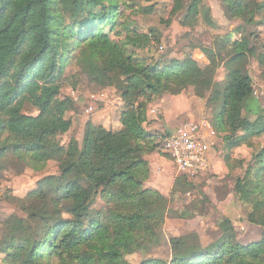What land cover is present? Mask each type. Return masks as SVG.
<instances>
[{
    "label": "trees",
    "instance_id": "1",
    "mask_svg": "<svg viewBox=\"0 0 264 264\" xmlns=\"http://www.w3.org/2000/svg\"><path fill=\"white\" fill-rule=\"evenodd\" d=\"M119 1L0 0V158L9 149H20L34 161H55L59 171L43 177L25 196L31 203L26 219L5 221L10 256L23 264H39L44 252L55 248L72 254L79 264H128L126 255L149 254L158 246L168 199L145 185L151 171L145 155L161 151L157 135L145 129L148 105L157 98L189 86L199 97L209 94L216 106L212 126L222 136L220 157L226 167L234 149L264 135V108L253 95L246 70L249 56L264 67V53H256L242 25L234 29L239 37H219L212 48H203L204 67L188 57L169 66L149 65L108 34L116 25ZM222 2L228 17L248 24L264 10V0ZM181 4L174 0L173 9ZM200 11L203 21L213 25L209 7H202L200 0H191L182 24ZM104 25L110 26L108 32ZM132 36L128 42L134 46L149 41L147 35ZM70 59L94 83L121 91L124 103L119 129L89 120L81 147L74 138L65 146L57 140L72 126L66 114L74 102L58 97L59 77ZM220 61L226 74L217 81L214 72ZM26 106L37 114L25 113ZM2 134L7 137L1 139ZM255 156L254 173L249 166L236 179L234 191L242 203L251 204L247 220L263 228L259 240L236 243L228 235L231 223L224 219L215 243L203 245L192 233L171 236L167 261L147 258L140 264H264V151ZM179 183L176 176L173 191ZM97 195L105 209L95 216L90 207Z\"/></svg>",
    "mask_w": 264,
    "mask_h": 264
},
{
    "label": "rangeland",
    "instance_id": "2",
    "mask_svg": "<svg viewBox=\"0 0 264 264\" xmlns=\"http://www.w3.org/2000/svg\"><path fill=\"white\" fill-rule=\"evenodd\" d=\"M181 2V9L176 10L173 9L174 0H120L115 15L116 25L110 31L109 25H104L103 29L109 31L112 40L124 43L127 53L149 65L169 66L173 60L182 61L188 57L194 58L199 66L204 67L207 59L203 48H212L214 41L219 37L228 36L230 39L239 37V34L234 32L235 27L239 25H242L241 31L249 37L251 45L256 48V53H264V10L255 16L254 23L248 24L242 19L228 17L224 13L222 0H200L202 7L212 6L209 9L213 25L203 21L202 11L190 17L183 25L191 0ZM66 22L69 24L71 20ZM134 32L147 35L149 41L143 42V39L137 38L143 43L134 46L128 42L130 37H135L132 36ZM75 60H67L59 77L61 88L58 97L72 99L74 107L66 114L72 121L70 130L58 135L57 140L65 146L69 139L74 138L81 147L84 125L89 120L94 123L104 120L108 126L106 129L113 131L119 129L118 118L124 103L121 91L113 86L103 87L94 83L89 72ZM246 70L252 79L253 95L264 108V67L259 64L256 56H249ZM214 73L217 81L224 78L226 69L222 61L215 67ZM209 97V94L204 97L195 95L193 88L189 86L179 94H166L149 103L150 110H155L150 114L152 116L156 114L158 122L159 119L178 121L174 131L170 132H176L188 123L196 125L199 128V137L211 148L210 151L216 154V161L193 179L186 178L190 182H182L184 179L179 177L180 173L176 171L169 154L162 149L146 153V160L147 156L157 154L164 160L162 163L167 171L164 172V179L160 183L164 192H167L168 182L173 176L169 168L172 167L176 171L174 179L177 176L181 183L176 187V191H173V180L169 192L165 195L168 199V209L159 234L158 246L149 254L136 252L126 255L128 264H140L147 258L167 261L170 257L167 241L171 236L192 233L198 235L203 245L213 244L220 236V224L224 219L230 221L228 235L236 243L245 245L261 238L263 228L247 220V215L252 209L251 204H244L238 199L234 186L236 179L243 177L249 166L251 173H254L255 155L264 151V135L253 139L251 145L244 143L234 149L233 159L226 167L220 157L222 136L212 133L209 127L202 125L204 121L208 122L213 129L212 118L216 106L209 102ZM190 110L192 114L188 117L187 112ZM24 112L30 115L37 114V110L30 106H26ZM100 117L103 120H99ZM152 126L149 125L147 131L150 132ZM166 132L168 131L152 133L157 135L160 142L158 137ZM6 137V134H2L1 139ZM7 143L10 141L7 140ZM58 173L55 161H34L20 149H9L5 156L0 158V264H23L10 256L11 250L7 248L10 239L7 236L5 221L9 217L26 219L31 203L25 196L39 186L43 177ZM147 181L145 185L150 187L153 182ZM90 208L95 216L105 209V202L100 195L94 198ZM71 255L55 248L52 251H45L39 264H79Z\"/></svg>",
    "mask_w": 264,
    "mask_h": 264
},
{
    "label": "built area",
    "instance_id": "3",
    "mask_svg": "<svg viewBox=\"0 0 264 264\" xmlns=\"http://www.w3.org/2000/svg\"><path fill=\"white\" fill-rule=\"evenodd\" d=\"M202 125L209 127L213 133L208 122L204 121ZM198 130L196 125L188 123L176 132H168L158 137L161 149L169 154L176 171L188 180L210 166L208 158L210 147L199 137ZM187 195L190 196V193Z\"/></svg>",
    "mask_w": 264,
    "mask_h": 264
},
{
    "label": "crops",
    "instance_id": "4",
    "mask_svg": "<svg viewBox=\"0 0 264 264\" xmlns=\"http://www.w3.org/2000/svg\"><path fill=\"white\" fill-rule=\"evenodd\" d=\"M212 7V6H209V8ZM151 105V104H150ZM150 105H149V108L147 110V118H148V122L145 124V129H147V127L149 125H153V129L150 130V132H163V131H174V128L176 127V125L178 124L177 122L178 121H168V120H165V119H159V122H158V117H156V114L155 116H152L150 114V112L153 110L155 111L154 109H151L150 110ZM164 107V106H163ZM158 113H161V112H158ZM192 114V111H188L187 112V116H191ZM102 117H100L99 120H103L101 119ZM119 119V118H118ZM97 123H100L102 124L104 127H108L107 126V123L103 120V122L99 121ZM161 125V126H159ZM213 130V129H212ZM213 133H216L215 130H213ZM208 138V137H206ZM209 139V138H208ZM211 148H209V152H208V158L210 159V167L212 166L213 163H215L216 161V154H214L213 151H210ZM161 155L160 154H157V156H147V160H148V163H149V166H150V170H151V175H150V178L148 179V183H151L153 182V184L151 183L150 187H153L157 190H159L161 193H165L164 195H166L168 192H169V189L172 185V182L174 180V176L176 174V171L171 167L169 168V170L171 171V173L173 174L172 178L169 180L168 182V188H167V192H164V189L161 188L160 186V183H161V180L164 179V172L167 171V169L165 168V166L163 165V158L162 160H160ZM175 172H174V171Z\"/></svg>",
    "mask_w": 264,
    "mask_h": 264
}]
</instances>
